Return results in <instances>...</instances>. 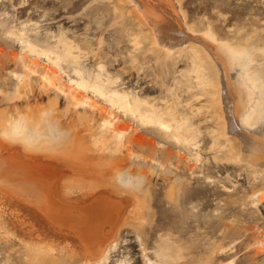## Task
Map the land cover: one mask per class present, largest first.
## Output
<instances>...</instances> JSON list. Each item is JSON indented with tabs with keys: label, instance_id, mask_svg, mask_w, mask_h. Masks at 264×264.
Wrapping results in <instances>:
<instances>
[{
	"label": "rangeland",
	"instance_id": "1",
	"mask_svg": "<svg viewBox=\"0 0 264 264\" xmlns=\"http://www.w3.org/2000/svg\"><path fill=\"white\" fill-rule=\"evenodd\" d=\"M179 1L186 21L197 30L212 29L220 39L236 44H264V0ZM133 8L128 0H0V116L17 118L24 112L33 119L51 104L56 109L52 127L77 132L83 145L50 160L31 161L30 168L48 171L57 166L67 172L65 178L92 183L85 193L67 194L78 205L111 194L112 201L128 200V212L137 206L138 221L121 225L108 260L94 264H164L168 247L174 264H264V165L249 166L229 153L224 137L211 132L215 119L207 93L189 73L191 58L177 49L170 56L159 49L149 20ZM28 44L50 48L52 54L32 52ZM74 65L86 68L84 75L101 73L106 84L122 92L188 112L201 129L194 133L195 143L185 145L183 135L176 138L157 126L140 124L101 96L77 89L70 81L79 78ZM52 71L64 88L77 90L76 97L44 78ZM85 95L88 104L80 97ZM29 104L35 109H26ZM115 113L142 132L136 148L126 149L124 138L122 145L113 136L118 132ZM15 150L21 152L18 146ZM133 162L141 176L137 195L127 187H113L108 176L113 164L125 169ZM4 217L0 264H81L58 249L52 250L54 261H32L31 242L22 244L15 237L31 228ZM35 227L42 233V223Z\"/></svg>",
	"mask_w": 264,
	"mask_h": 264
},
{
	"label": "bare ground",
	"instance_id": "2",
	"mask_svg": "<svg viewBox=\"0 0 264 264\" xmlns=\"http://www.w3.org/2000/svg\"><path fill=\"white\" fill-rule=\"evenodd\" d=\"M128 1L136 8V10L133 8L134 11L138 13L137 10H139L140 15L149 20L154 31V33L152 31L154 34H152L153 43L159 49L164 50L169 56L177 49V52L186 53L191 58L192 64L189 73L195 74L198 83L203 87L202 90L207 93L209 107L212 109V118L215 119V127L211 132H217L216 137H218L217 135L224 137V140L229 143V153L234 152L238 159L246 161L249 166L250 164H254L255 167L258 164L263 166L264 44H257L258 42L256 44H236L228 39H220L212 29L202 32L197 30L195 26L189 25L186 21L179 0ZM144 17L140 20H143ZM144 21L146 20L142 22ZM28 47L35 53L50 55L51 52L52 54L50 48H38L30 44ZM68 54L67 51L65 55ZM65 55L63 56L66 57ZM74 63L77 61L74 60ZM74 66L79 78L70 79V81L75 84L77 89L81 88L93 92L95 96H101L111 104L112 108L115 107L120 113L132 120L139 121L140 124L157 126L165 132H171L170 136L176 138L183 135L185 145L195 143L196 135L194 133L201 132V129L191 119L192 117L188 116V112L181 111L175 104L165 107L157 106L154 102L153 104L142 97L129 94V91L122 92L120 88L116 89L110 87V84H106L101 73L92 75L91 71H87L88 75L86 74V76L84 75L86 68ZM33 71H37V69H33ZM52 72L51 74L44 73V78L64 93L66 91L68 95L76 97L77 90L74 89L76 90L74 92L70 87L64 88L66 86L61 85L57 73ZM86 95L80 97L83 98V103L88 104L89 98ZM27 107L30 109L33 106L29 104L26 109ZM98 108L101 110L100 107ZM55 110L50 104L44 111L41 108L42 114L33 119L29 117L31 114L24 112L28 115L23 113L21 115L19 112L21 116H16L17 118L11 116L13 119L10 118V115L8 118H3L4 115L0 116V148L7 151L6 153L0 152V229L1 225L6 223L7 217H4L6 215L25 222L31 229L26 233L17 234L15 237L22 244L31 242L28 246L33 245L31 246L32 261H54L56 256L52 250L58 249L60 255L64 252L68 253L70 259L80 260L81 264L98 263L106 260L109 249L115 247L116 236L121 225L127 221H138L137 206L134 205L128 212L126 207L128 200L112 201L114 198L110 200L111 194H108L107 197L101 195L90 204L78 205L68 200V193L71 194L74 191H84L85 193L90 189L92 183L65 178L67 172L57 166H52L54 168L48 171L30 168L31 161L50 160L57 154L65 151L70 152L83 145V137L77 135V132H62L57 126L52 127L51 118ZM115 115L112 118L116 122L118 132H114L113 136L121 144L124 138L126 149H132L135 144L142 141V132L131 129V124L129 126L125 118L122 120L118 117L119 114ZM113 121L108 120L109 124H112ZM111 126L113 127V125ZM102 127L104 128V126ZM93 144L96 145L98 142L95 141ZM16 146L21 152L24 151V154L28 153V157L23 158L24 156L21 157V154L18 155V151L15 150ZM5 154L9 155V158H5ZM108 159L113 162V159ZM134 163L125 169H122L119 163L113 164L108 176L113 187L124 186L137 195L141 176L137 165L134 166L136 163ZM35 221L42 223V233L40 231L38 233ZM48 242L53 244L49 246ZM77 248L81 250L78 251ZM171 252L172 249L168 247L164 253L166 258L164 264H174L173 261H170ZM149 264L154 263L150 262Z\"/></svg>",
	"mask_w": 264,
	"mask_h": 264
}]
</instances>
